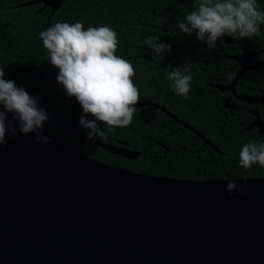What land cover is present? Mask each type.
<instances>
[{
	"label": "water",
	"instance_id": "1",
	"mask_svg": "<svg viewBox=\"0 0 264 264\" xmlns=\"http://www.w3.org/2000/svg\"><path fill=\"white\" fill-rule=\"evenodd\" d=\"M64 1L24 4L42 3L50 16ZM260 51L234 55L239 66L234 78L228 86H216L233 91L243 72L264 64V59L250 62ZM238 98L264 106V97ZM138 104L152 105L146 100ZM223 106L236 108L229 98ZM54 115L89 140L88 134ZM250 127L264 130L257 113L245 129ZM41 135L49 142L36 143L34 134L6 137L0 152V264H264V178L147 175L87 157L44 129ZM89 141L125 157L138 154ZM230 181L240 192L226 191ZM245 190L247 196L241 197Z\"/></svg>",
	"mask_w": 264,
	"mask_h": 264
},
{
	"label": "trees",
	"instance_id": "2",
	"mask_svg": "<svg viewBox=\"0 0 264 264\" xmlns=\"http://www.w3.org/2000/svg\"><path fill=\"white\" fill-rule=\"evenodd\" d=\"M27 1L30 0H0V68L4 79L39 97L38 107L49 115L45 131L87 157L133 172L191 180L264 178V167L254 164L245 169L239 163L244 144L264 143V130L245 129L256 113L264 118V106L259 102H236L229 88L216 86H228L234 78L239 67L234 55L263 50L251 60L264 59V25L251 39L234 34L229 36L230 42L218 40L215 48H209L196 39L195 30L189 36L177 27L196 10L199 0H65L50 16L49 7L43 8L42 3L25 5ZM257 3L264 11V0ZM57 22H80L85 30L107 25L116 32L115 55L133 65L132 80L140 101L152 105L137 104L127 127L108 130L100 124L105 135L97 139L136 151L135 157L110 153L56 119L55 113L84 133L90 131L79 123L84 114L76 98L68 97L63 86L54 82L58 69L49 62L39 36ZM150 36L170 45L171 51L162 52L160 59L153 58L154 50L145 43ZM185 66L192 76L187 98L172 91V82L166 75ZM234 90L241 96H264V64L243 72ZM229 95L238 108L223 106ZM85 118L94 119L90 114ZM181 122L201 133L219 151Z\"/></svg>",
	"mask_w": 264,
	"mask_h": 264
},
{
	"label": "clouds",
	"instance_id": "3",
	"mask_svg": "<svg viewBox=\"0 0 264 264\" xmlns=\"http://www.w3.org/2000/svg\"><path fill=\"white\" fill-rule=\"evenodd\" d=\"M264 25V11L259 10L257 0H199L196 10L187 14L177 25L181 32L191 36L196 30V39L204 41L209 48H215L224 35L238 34L241 38H253ZM40 39L47 50L49 62L58 69L56 80L63 86L68 97H75L84 115L80 125L89 129L87 138L95 140L105 135L99 126L108 130L127 127L131 124L140 101V93L133 83V65L115 55L118 47L116 32L107 25L89 26L86 30L80 22L69 24L57 22L45 31ZM223 42V41H221ZM154 50L153 58L160 59L162 52H170V45L158 43L150 36L145 41ZM189 69L177 67L168 72L172 91L187 98L192 84ZM0 68V152L8 143L6 137L17 134H34L36 143H48L41 135L48 113L38 107L39 97H33L14 81L4 79ZM6 114L12 115L8 122ZM94 119H86V115ZM99 122V123H98ZM240 166L248 169L254 164L264 167V143L250 142L239 152ZM230 194L240 192L239 186L230 181L226 186ZM247 191L241 192V197Z\"/></svg>",
	"mask_w": 264,
	"mask_h": 264
},
{
	"label": "flooded vegetation",
	"instance_id": "4",
	"mask_svg": "<svg viewBox=\"0 0 264 264\" xmlns=\"http://www.w3.org/2000/svg\"><path fill=\"white\" fill-rule=\"evenodd\" d=\"M256 54V53H255ZM254 54V55H255ZM253 56V55H252ZM252 56H251V58H250V62L251 63H253V62H255V61H252L251 59H252ZM260 60H262V59H260ZM257 61H259V60H257ZM230 91H231V95L236 99V102L237 101H243V100H240L238 97H244V96H241L240 94H238L235 90H231L230 89ZM249 97V96H248ZM255 97V96H254ZM256 97H264L263 95H260V96H256ZM226 98H229V100H230V103L231 104H234L237 108H238V105L235 103V101H232V99H231V96L229 95V96H226ZM245 102V101H244ZM261 118V117H260ZM261 120L262 121H264V118H261Z\"/></svg>",
	"mask_w": 264,
	"mask_h": 264
}]
</instances>
